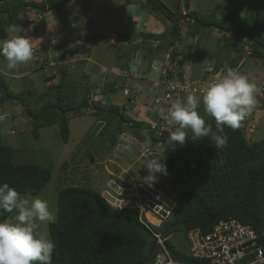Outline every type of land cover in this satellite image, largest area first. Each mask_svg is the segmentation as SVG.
I'll return each mask as SVG.
<instances>
[{"label":"rangeland","instance_id":"obj_1","mask_svg":"<svg viewBox=\"0 0 264 264\" xmlns=\"http://www.w3.org/2000/svg\"><path fill=\"white\" fill-rule=\"evenodd\" d=\"M160 1L165 10L174 13L171 18L152 12L145 0H59L63 4L60 10L29 9L17 16L16 30L10 37H30L34 59L9 70L0 55V74L14 97L5 96L0 105V141L13 148L15 163L51 168L52 177L38 194L21 195L46 200L56 217L58 193L67 185L91 186L116 202L114 195L120 194L117 189L124 178L127 183L144 181L148 172L143 162L164 156L160 143L142 141L126 126L111 146L108 123L96 111L115 106L127 123L143 121L155 127L162 121L161 109L169 104L164 99L166 88L178 85V81L162 82L165 65L174 70V76L180 72V80L181 74L187 77V83L180 85V99H186L188 94L199 95L200 88L214 78L217 70L223 73L231 68L248 75L257 85L258 103L241 126L250 141L264 139V59L252 54L247 38L242 37L235 44L231 29L221 30L213 24L196 28L194 19V14H198L204 20L216 18L223 25L246 22L256 36L264 37V0H190L189 7L187 0ZM173 22L179 24L182 39L170 44L168 28ZM194 30L198 31L195 36ZM142 32H151L153 37ZM211 67L215 71H209ZM63 71L78 82L76 103L82 101L85 93L88 103L78 111L66 113L70 131L67 141L62 138L58 123L41 127L36 138L22 101L36 114L40 112L53 101L47 91ZM53 75L56 77L48 79ZM137 84L142 85V91L136 90ZM199 109H203L202 103ZM156 133L162 132L159 129ZM156 176L163 187L169 186L167 175ZM146 215L149 222L160 224L151 212ZM48 226L49 223L41 224L39 232L50 238ZM165 240L173 242L178 251L188 244L181 233L161 239Z\"/></svg>","mask_w":264,"mask_h":264},{"label":"trees","instance_id":"obj_2","mask_svg":"<svg viewBox=\"0 0 264 264\" xmlns=\"http://www.w3.org/2000/svg\"><path fill=\"white\" fill-rule=\"evenodd\" d=\"M145 2L159 16L161 14L168 19L174 14L165 10L160 0ZM189 2L186 1V7H189ZM0 5L3 6L0 7V15L4 16L0 20L2 39L8 37L7 29L15 25L18 14L29 9L45 12L63 7L59 0H0ZM194 19L196 28L213 24L221 30L231 29L235 44L242 37L247 38L252 45V54L264 59V37L256 36L246 22L229 26L219 24L216 18L201 19L198 14H194ZM197 33L192 31L193 36ZM145 34L153 37L151 32ZM168 34L172 37L170 44L182 39L178 23L170 25ZM55 77L48 76V79ZM77 94L78 82L70 73L63 71L60 79L47 91V96L53 101L44 105L40 112L36 114L23 100L22 104L31 118L34 137L39 138L41 127L58 123L62 138L67 141L70 131L66 113L80 110L89 100L88 93H85L77 104ZM5 96L14 98L9 84L0 74V105ZM198 111L206 123L214 127V118L207 116L203 109ZM96 113L108 123L111 146L116 144L126 127L142 141L161 144L168 172L166 181L177 202L173 216L161 227L153 228L163 237L175 232L187 233L196 227L206 233L220 220L229 218L250 224L258 231L264 229V139L250 141L242 126L235 131L225 127L227 146L216 149L210 137L193 141L191 130H188L186 144L179 146L169 143V134H157L147 122L127 123L118 107L98 108ZM13 155V148L0 141V185L8 183L21 194H38L50 181L51 168L37 163H15ZM10 216L3 212L0 221ZM48 227L50 239L56 245L52 264H152L158 250L162 249L141 220L139 211L113 207L100 191L85 184H69L59 191L56 222L49 223ZM165 245L178 261L209 264L207 259L200 260L181 253L171 241H165Z\"/></svg>","mask_w":264,"mask_h":264},{"label":"clouds","instance_id":"obj_3","mask_svg":"<svg viewBox=\"0 0 264 264\" xmlns=\"http://www.w3.org/2000/svg\"><path fill=\"white\" fill-rule=\"evenodd\" d=\"M15 30V26L7 29L10 33ZM0 55L5 58L9 70L18 69L34 59L32 39L27 35L11 36L0 42ZM134 87L142 91V85ZM257 91L256 83L246 74L231 68L217 73L200 88L199 95L188 94L186 99L178 98L166 109H161L164 130L169 133L168 142L184 146L188 130H191L193 141L210 137L216 149H223L228 143L225 127L233 131L241 127L257 106ZM201 103L204 113L214 118V127L200 115ZM163 157L142 164L148 172L143 180L149 185L157 181V173L168 174L166 165L161 162ZM0 210V214H13L0 221V264H52L56 245L39 232L41 224L56 222L49 203L39 196H22L8 183H3L0 185Z\"/></svg>","mask_w":264,"mask_h":264},{"label":"built area","instance_id":"obj_4","mask_svg":"<svg viewBox=\"0 0 264 264\" xmlns=\"http://www.w3.org/2000/svg\"><path fill=\"white\" fill-rule=\"evenodd\" d=\"M166 57L169 58V54ZM163 68L165 75L162 82L178 81V85L166 88L164 99L169 101L167 108L173 101L180 98V85L187 83V77L185 74H181L183 79L180 80L178 77L180 72L176 73L178 76H174L172 68L166 65ZM213 71L215 70L211 67V72ZM217 73H222V71L217 70L214 76ZM164 127L165 121L162 119L153 128L160 129L164 133ZM139 163L141 164V160ZM163 163L166 165L165 161ZM126 180L124 178L117 189V193L120 194L114 195L116 202L109 201L103 191H100L103 198L113 207L139 211L141 220L152 231L156 240L159 243L162 242V244L160 243L162 249L158 250L152 264H186L173 257L165 242L161 241L162 233L153 229L168 221L177 208V202L172 195L170 185L163 187L159 180L151 185L142 180L135 183L131 181L127 183ZM147 212H151L160 220V224L149 222L146 218ZM181 234L186 236L188 244L183 250L180 248V252L200 260L207 259L209 264H264V229L258 231L252 225L244 224L235 218L220 220L206 233L196 227Z\"/></svg>","mask_w":264,"mask_h":264},{"label":"crops","instance_id":"obj_5","mask_svg":"<svg viewBox=\"0 0 264 264\" xmlns=\"http://www.w3.org/2000/svg\"><path fill=\"white\" fill-rule=\"evenodd\" d=\"M16 26V25H15ZM8 38H10V32H8V37L7 38H4V40L5 39H8ZM0 39H2V38H0Z\"/></svg>","mask_w":264,"mask_h":264},{"label":"water","instance_id":"obj_6","mask_svg":"<svg viewBox=\"0 0 264 264\" xmlns=\"http://www.w3.org/2000/svg\"><path fill=\"white\" fill-rule=\"evenodd\" d=\"M7 98H11L10 96H7Z\"/></svg>","mask_w":264,"mask_h":264}]
</instances>
